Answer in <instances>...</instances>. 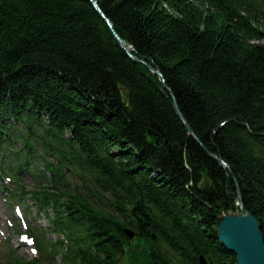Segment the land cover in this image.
I'll return each mask as SVG.
<instances>
[{"label": "trees", "instance_id": "obj_1", "mask_svg": "<svg viewBox=\"0 0 264 264\" xmlns=\"http://www.w3.org/2000/svg\"><path fill=\"white\" fill-rule=\"evenodd\" d=\"M94 1L0 0V160L52 169L64 264H237L214 227L240 192L264 234V2Z\"/></svg>", "mask_w": 264, "mask_h": 264}, {"label": "water", "instance_id": "obj_2", "mask_svg": "<svg viewBox=\"0 0 264 264\" xmlns=\"http://www.w3.org/2000/svg\"><path fill=\"white\" fill-rule=\"evenodd\" d=\"M94 6L102 14L97 2L92 0ZM107 24L112 29L114 36L120 45L128 52L129 56L132 55L133 48L125 42L114 30L110 20L106 19ZM133 59L139 62L138 59ZM151 69V68H150ZM159 77L162 75L159 72L153 71ZM178 115L189 128L184 117L179 113ZM190 129V128H189ZM217 161L224 167H227L222 160ZM237 203L240 208L239 211H226L221 212L217 218L214 230L217 239L227 248V250L236 256L237 264H264V234L261 231V224L255 216L245 209L241 193L238 192ZM125 234L129 239L133 240L136 234L129 229L125 230ZM201 264H208L204 257L200 258Z\"/></svg>", "mask_w": 264, "mask_h": 264}, {"label": "rangeland", "instance_id": "obj_3", "mask_svg": "<svg viewBox=\"0 0 264 264\" xmlns=\"http://www.w3.org/2000/svg\"><path fill=\"white\" fill-rule=\"evenodd\" d=\"M69 178H71L72 181L74 180V178H73L72 175H70ZM27 181H28V185H29V190H33L34 183L31 180H29V179ZM1 202H3V201L1 200ZM23 203H24L23 208L25 210H27V209L29 210L30 209V212H32V214H33L34 217L37 215L36 218L39 219V223H40V225L42 226L43 229H48L49 227H51L50 222L48 221V219L45 216L39 214V212L37 211V209H36V207H35V205H34L33 202H31L29 200H25V201H23ZM236 207H237V210L236 211H239L240 208L238 206L237 199H236ZM222 212H226V211H222ZM32 221H33V219H32ZM50 237L56 239V236H53L52 237L50 235ZM22 254L27 255L26 251H22ZM56 261H57L56 262L57 264H63V261H62L61 256H58L56 258Z\"/></svg>", "mask_w": 264, "mask_h": 264}]
</instances>
